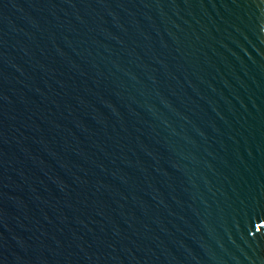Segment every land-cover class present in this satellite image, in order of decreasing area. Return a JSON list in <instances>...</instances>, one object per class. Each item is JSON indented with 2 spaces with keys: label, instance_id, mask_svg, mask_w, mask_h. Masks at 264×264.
I'll return each instance as SVG.
<instances>
[{
  "label": "water",
  "instance_id": "95a60500",
  "mask_svg": "<svg viewBox=\"0 0 264 264\" xmlns=\"http://www.w3.org/2000/svg\"><path fill=\"white\" fill-rule=\"evenodd\" d=\"M0 264H264V0H0Z\"/></svg>",
  "mask_w": 264,
  "mask_h": 264
}]
</instances>
